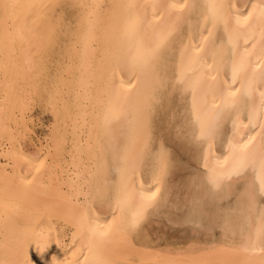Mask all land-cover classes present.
Instances as JSON below:
<instances>
[{"label": "bare ground", "instance_id": "bare-ground-1", "mask_svg": "<svg viewBox=\"0 0 264 264\" xmlns=\"http://www.w3.org/2000/svg\"><path fill=\"white\" fill-rule=\"evenodd\" d=\"M20 2L56 6L66 4L68 8L77 7V9H74L76 18L73 16L75 22L72 27L67 20L68 23L63 24L62 28V23L56 17L57 13L62 11L59 7L47 10L44 18L29 21L28 28L31 32L23 42L17 43L7 78L4 72L0 71V259L6 258L5 247L9 250L7 258H12L17 240L26 238L29 243L25 244L24 251L32 264H74L77 258L83 262L84 255L80 251H76L73 255L71 248L74 229H71L61 216L56 215V212L68 214L78 208L74 201L82 200L83 196H77L72 192L73 185L82 179L86 172L95 173L100 164L98 141L103 140L105 145L109 141V138L103 134L99 121L104 107L111 104L119 109V117L112 125V133L121 155L141 157L136 186L143 185L146 194L150 188L154 190L151 171L156 164V154L161 146L167 150L169 173L165 184L161 185V193L164 196L162 208L169 201V189L174 188L171 186V173L176 160L171 150L170 138L172 134L176 136V132H171L176 112L174 109L168 114L166 112L172 102V95L178 93L179 100L183 102L182 117L190 114L194 92L201 106L212 109L213 101L218 97V89L241 87L239 83L233 84V59L239 61L240 57L244 56L255 62L257 57L252 54L259 52L261 43L264 42V35L261 33L259 22L241 31L233 42H229L222 25L213 28L210 40L216 45H222L226 50L225 63L217 72L208 67L213 59L210 54L205 55V50L194 51L200 44H204L207 48L208 41L201 39V31L207 27L203 23L201 14L204 11L203 6L212 0H20ZM239 2L243 3L245 0ZM179 3L194 4L199 7L185 17L182 39L174 44L163 67L159 68L155 75L140 74L130 67H121L114 71L115 64L111 52L123 39L122 26L128 10L113 6L130 4L145 6L138 8L137 11L143 18L140 38L149 42L155 38L156 27L163 26L168 21L167 9L154 10L151 5ZM93 5L98 7H88ZM160 12H164V16L155 19L154 16ZM89 13L95 14V23L91 38L86 39L84 34L89 27ZM70 14L72 13L69 12V17ZM20 23L24 25L23 18ZM204 35L207 36L208 32L205 31ZM62 36L71 40V45L69 47L67 45L64 53L60 52L63 59L66 57L69 60L67 65H64L65 74L69 77L59 74L52 78L48 70L47 58L56 47L60 49ZM193 55L203 59L194 64L189 59ZM2 59L0 56V62ZM239 79L240 75L237 76V80ZM161 80L165 85L163 88L160 87ZM6 90L7 97H5ZM261 90L264 88L257 85L255 93L257 103ZM42 92L46 94L43 103L49 106L47 109L49 111L46 112L48 115L46 114L43 141L40 140V147L30 151L24 148L21 141L31 132L30 125L33 127L34 123L32 118L28 119L27 112L32 111V102L37 99L35 97H41ZM63 93L68 98H65ZM40 99L38 102L43 100ZM149 112L150 119L145 125L144 117ZM159 118L162 123L158 122ZM233 119L237 120L241 134L249 131V128L244 127L248 123L247 111L234 115ZM232 132L233 120L228 119L222 126L221 138L212 144L210 150L207 144L195 140L187 142L197 147L196 158L204 173L196 176L194 181L195 187L201 191L189 197V203L181 202L184 206L188 203L183 218L194 222L197 227L198 225L203 227L204 236L189 240L190 243L183 247L155 248L145 228V223L154 213L149 209L141 226L129 237L131 246L121 238L109 243L107 249L110 258L119 261L120 264H151L152 262L200 264L209 259L226 261L230 264H243L251 260L253 264H261L264 253L243 251V247L249 244L250 239L255 238L251 226L255 223V212L259 211V201L250 220L246 206L237 200L240 189L236 185H233L231 190L226 189L223 192L210 190V186L207 185L205 159L207 158L209 167L215 165L218 159H222L226 154L228 137ZM68 143L71 147L70 151H67L71 156L70 161L65 158ZM49 145L52 149L50 159L54 162L52 173L41 175L33 184L21 185L18 178L22 174L27 175L28 170L25 169L22 173L19 167L13 169L9 163L13 153L21 148L28 154H35L37 151L47 152ZM63 163L64 166L67 165L66 168ZM120 164L119 160L111 158L109 152L107 172L89 177L101 188H107L111 196V199L103 204L95 205L98 210L93 219L97 228H104L112 219L114 212L119 214L115 203V184L119 179L117 168ZM6 174L10 182L7 199L19 206L18 211L11 207L6 209L4 206L3 182ZM64 174L65 179H63ZM129 178L131 179V173ZM232 196H234L232 203L222 204ZM194 200L201 202L204 209L202 215L190 214ZM170 217H173L172 214ZM173 225L177 224L173 223ZM196 228L194 231L191 230L196 232ZM67 229L70 230V234ZM221 245L225 246L224 250L217 251L212 256L207 255L208 249L213 246L219 248Z\"/></svg>", "mask_w": 264, "mask_h": 264}, {"label": "snow or ice", "instance_id": "snow-or-ice-1", "mask_svg": "<svg viewBox=\"0 0 264 264\" xmlns=\"http://www.w3.org/2000/svg\"><path fill=\"white\" fill-rule=\"evenodd\" d=\"M55 7L59 6L20 2V0H0V34H2L0 56L3 58L0 62V71L4 72L6 78L17 43L23 42L31 32L28 22L44 18L46 11ZM88 7L96 8L98 6ZM113 7L128 10L122 26L123 39L111 52L115 64L114 71L121 67H130L131 70L140 74L155 75L157 70L166 63L174 44L182 39L185 17L199 6L187 3L151 5L154 10L157 8L167 9L168 21L163 26L156 27L155 38L149 42L140 38L143 18L137 9L145 6L130 4L114 5ZM203 8L202 20L207 27L201 31V39L208 41V44L207 48L204 44H200L195 47L194 51L205 50V55L210 54L213 59L208 67L217 72L225 63L226 50L222 45H216L214 41L210 40L213 28L222 25L229 42H233L241 31L251 28L259 22L261 33L264 35V0H259V2L245 0L243 3L239 0H212ZM94 16V13H89V27L84 34L86 39L92 36ZM163 16L164 12H160L154 18L160 19ZM22 18L25 21L23 26L20 23ZM205 31L208 32L207 36L204 35ZM252 55L257 57L255 62L244 56H241L239 61L233 59V84L239 83L241 87L218 89V97L213 101V107L210 110L201 106L194 92L190 114L182 117V123L177 121L174 127L178 139L195 140L207 144L210 150L212 144L221 138L222 126L225 121L233 120V132L228 137L226 154L211 167L207 163V158L205 159L207 185L210 186V190L220 192L226 189L231 190L233 185H236L240 189L237 200L246 206L250 220L259 201V211L255 212V223L251 226V232L255 238L250 239L249 244L243 247V251L264 253V90L259 92L258 103L255 99L257 85L264 88V42L261 43L259 52ZM189 59L195 64L203 58L193 55ZM238 75H240L239 80H237ZM213 79L215 78L213 77ZM160 87H165L162 80ZM237 93L240 94L237 95ZM7 95L8 91L6 90L5 97ZM242 111L248 113V123L244 127L249 128V131L243 134L239 131L237 120L233 119L234 115H238ZM118 117L119 109L116 106L109 104L104 107L99 121L102 132L109 138V141L107 145L103 140L98 141L100 164L95 173L86 172L83 178L73 185L72 192L77 196H83L82 200L74 201L78 208L68 214L56 212V215L61 216L65 223L74 229L71 245L73 255L76 251H80L84 255L83 262L77 258L74 264H120L119 261L108 255L107 246L109 243L116 238H121L131 246L129 237L134 230L141 226L148 210H159L164 202L161 185L165 184L169 173L167 150L161 146L156 154V164L151 171L154 190L150 188L146 194L143 185L136 186L141 157L139 155L135 157L128 154L121 155L115 142L112 125ZM149 119L150 112L145 114V125ZM238 136L239 139H237ZM109 152L113 160L121 162L117 168L119 179L115 184V203L119 214L114 212L112 219L104 228H97L94 226L93 219L98 210L95 205L103 204L106 200H110L111 196L107 188H101L89 177L107 172L106 164ZM51 156V145L47 152L37 151L35 154H28L21 148L13 153V158L9 163L13 169L19 167L22 173L25 169L28 170L27 175L22 174L18 179L21 185H30L37 181L41 175L52 173L54 162L50 159ZM129 173H131V179ZM9 186L10 182L6 174L3 182L4 206L6 209L11 207L18 211L19 206L7 199ZM203 211L201 202L194 200L190 214L202 215ZM49 231L51 232V229ZM26 243H29L26 238L17 240L12 258H7L9 250L5 247L6 258L0 259V264H32L24 251ZM224 249V245L219 248L213 246L207 250V255L212 256L217 251ZM200 264H230V262L209 259L200 262ZM243 264H253V261L247 260ZM261 264H264V260L261 261Z\"/></svg>", "mask_w": 264, "mask_h": 264}, {"label": "rangeland", "instance_id": "rangeland-1", "mask_svg": "<svg viewBox=\"0 0 264 264\" xmlns=\"http://www.w3.org/2000/svg\"><path fill=\"white\" fill-rule=\"evenodd\" d=\"M59 9L62 11L57 13L56 17L58 18L60 23H62V28H63V24H67L69 21L70 22L68 24H70L71 27L74 26L73 22H75V18H76V10H74V9H77V7L74 9L71 7L68 8V6L65 4V5H60ZM69 12L72 13V14H70V17H69ZM71 15H72V17L73 16L75 17V18L73 17L74 21H73V18L71 17ZM67 20H68V22L66 23ZM65 38L66 37L62 36V41L64 43L63 42L60 43V49L58 50L57 49L58 47H56L55 51L50 56H48V58H47V61H48L47 65L49 67L48 70L51 72L50 77H52V78H54L56 75L58 76L59 74L66 76V77H69L65 74V71H64V68L66 67L64 65H67L69 60L66 57H64V59H63L62 58L63 55L61 53L62 52L64 53V51L67 48V45H68V47L71 45V40H69V38H66L67 39L66 40ZM64 60L67 62L65 63ZM57 61H58V63H57ZM61 68L63 71L61 70ZM63 94H64L65 98H68L65 93H63ZM41 97H35V99L37 98L38 100L36 99L32 102V105H33L32 111L27 112L28 119L32 118L34 123H33V127L30 125L31 132L28 133V135L25 137V140L21 141L23 146H25L24 148L28 149L30 151L36 150L37 147H40V140L43 141L44 128L46 126V114L48 115V113H46V112L49 111V110H47L49 108V106L46 105L47 104L46 101H45L46 104L43 103L44 102L43 97L46 100L45 92H42ZM40 98L43 100L41 101ZM39 99L41 102H38ZM69 99L72 100L71 97H69ZM40 103H42L43 105ZM182 103L183 102H181V100H179L178 93H174L172 95V102H171V104H169L168 110L166 111L167 114L172 109H174L176 112L175 113L176 116L173 119L174 122L171 125V132H173V133L176 132L174 125L176 124L177 121H180V118L184 115L183 112L181 111ZM158 122L162 123L161 118H159ZM34 124H35V126H34ZM68 137L70 138L69 135H68ZM187 142H188V140L178 139L176 136H173V134L170 138L171 150H172L174 159L176 160V165L174 166L173 171L171 173V182H172V184L174 183L173 184L174 186L172 184H171V186L174 188L169 189V197H168L169 201L167 202L168 206H167V204L164 206L166 209L164 207H162L157 212L154 211V213L148 218L147 223H145V228H146L148 236L151 240V244L155 248H158L157 246H159V248H164V247H168V246L169 247H183V246L188 245V243H190V241H192V240L202 238V236H204L203 234H205V229L203 227H201L200 225H198V227H197L194 222L186 221L183 218V215L186 213V209L188 207V203H189L188 201L190 200L189 197L191 198L194 193L201 191V189H199L198 187H195L196 186V184H195L196 182H194V181H196L195 177L200 176L204 173V170L202 169V167L200 166V164L196 158L197 157V155H196L197 147L195 145H192V144L187 143ZM66 145L67 146H66L65 158H66V160L70 161L71 156H70V153H68L67 151H70L71 147L69 146L70 145L69 143ZM182 150H183V152H182ZM185 150H186V152H185ZM185 153H186V155H185ZM63 166H64V163H63ZM66 167H67V165L65 164L64 168H66ZM65 178H66V175L64 174L63 179H65ZM189 189H191V190H189ZM198 189H199V191H198ZM175 192H177V193H175ZM173 196L176 199H174ZM232 198L234 199V196L228 198V200H224L222 204L232 203V201H233ZM172 199H174V201ZM185 201H187L188 203L185 204V206H184V204H182L181 202L186 203ZM171 202H172V204H171ZM176 203L177 204L179 203V204L177 205ZM169 205H170V207H169ZM174 207H175V210L177 212L173 209ZM166 212H167V215H166ZM176 213H178V214L176 215ZM171 214L173 217H170ZM168 215L170 218L168 217ZM187 222L189 225L187 224ZM173 223L175 225L176 224L177 225L174 226ZM179 223H181V225H179ZM146 225H148V226H146ZM193 227H195V228L197 227L195 230L196 232H193L195 229ZM196 233H197V235H196ZM68 234H70V230H68ZM129 264H133V263H129ZM137 264H139V263H137ZM151 264H158V263L152 262Z\"/></svg>", "mask_w": 264, "mask_h": 264}]
</instances>
